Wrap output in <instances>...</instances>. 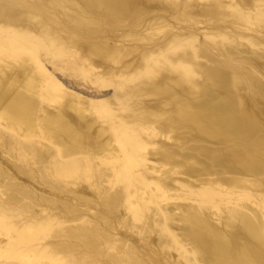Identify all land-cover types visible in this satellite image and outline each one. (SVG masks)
<instances>
[{
    "label": "bare ground",
    "instance_id": "6f19581e",
    "mask_svg": "<svg viewBox=\"0 0 264 264\" xmlns=\"http://www.w3.org/2000/svg\"><path fill=\"white\" fill-rule=\"evenodd\" d=\"M0 264H264V0H0Z\"/></svg>",
    "mask_w": 264,
    "mask_h": 264
}]
</instances>
